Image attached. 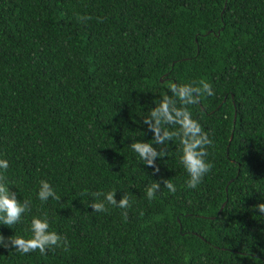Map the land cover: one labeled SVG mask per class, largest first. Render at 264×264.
<instances>
[{
    "label": "trees",
    "instance_id": "16d2710c",
    "mask_svg": "<svg viewBox=\"0 0 264 264\" xmlns=\"http://www.w3.org/2000/svg\"><path fill=\"white\" fill-rule=\"evenodd\" d=\"M201 81L213 95L186 107L212 167L188 188L179 137L151 166L130 143L152 139L143 116L169 83ZM0 158L28 201L0 234L46 213L68 241L0 247V264H264V0H0ZM41 179L60 200L38 199ZM108 190L130 206L93 212Z\"/></svg>",
    "mask_w": 264,
    "mask_h": 264
},
{
    "label": "clouds",
    "instance_id": "9594fccd",
    "mask_svg": "<svg viewBox=\"0 0 264 264\" xmlns=\"http://www.w3.org/2000/svg\"><path fill=\"white\" fill-rule=\"evenodd\" d=\"M89 17L81 15L79 20L86 21ZM213 95V89L207 82L201 81L199 86L194 83H169L164 92L159 93L158 98L153 99L154 107L147 110V115L143 116L142 123L152 132V139L144 141L142 139H133L130 143L132 150L138 154L141 161L147 165H154L155 158L161 157V153L168 148L169 139L179 137L180 155L179 159L187 172L185 185L188 188H196L202 178L209 172L212 164L206 159L207 149L205 145H210L212 141L206 132L202 130L200 123L192 117L187 105L198 102L201 94ZM179 103L180 106H177ZM178 125L173 129L162 127V125ZM163 146L160 150L154 145ZM9 162L7 159L0 158V170L7 169ZM158 171V169H155ZM163 187L169 192L176 191V185L169 179H163ZM161 188L158 180L146 188L145 195L151 200L157 190ZM116 191H96L91 193L94 199L89 202L93 212L106 211V204L117 206L121 209H127L130 206L129 195L124 192L117 200ZM264 197V192H260ZM41 202L60 200L61 197L46 179L39 180V187L36 193ZM258 211L257 216L264 217V200L253 206ZM28 210V201L17 199V194L10 190L9 184L0 179V224L11 227L18 222L22 214ZM126 216L127 213L125 212ZM49 220L46 213L41 215H32L29 224L30 235L25 238L22 235H9L5 237L0 234V247L10 248L11 250L27 253L34 249H39L44 253L52 245L59 246L63 243L67 246L68 241L59 233L49 230Z\"/></svg>",
    "mask_w": 264,
    "mask_h": 264
},
{
    "label": "water",
    "instance_id": "95a60500",
    "mask_svg": "<svg viewBox=\"0 0 264 264\" xmlns=\"http://www.w3.org/2000/svg\"><path fill=\"white\" fill-rule=\"evenodd\" d=\"M236 118H237V111H236V113H235V121H236Z\"/></svg>",
    "mask_w": 264,
    "mask_h": 264
}]
</instances>
